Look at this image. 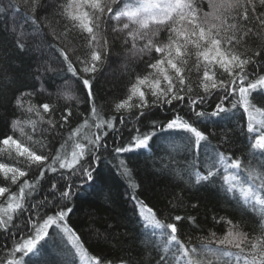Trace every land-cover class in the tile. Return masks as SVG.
<instances>
[{"label": "snow or ice", "instance_id": "snow-or-ice-1", "mask_svg": "<svg viewBox=\"0 0 264 264\" xmlns=\"http://www.w3.org/2000/svg\"><path fill=\"white\" fill-rule=\"evenodd\" d=\"M204 4L206 9L202 6ZM50 7L52 5L48 0H20L19 3L9 0L7 5L17 14L23 13L19 27L14 16L12 27L5 31L12 37L17 58L29 56L34 64V67L32 64L28 66L29 75L34 82L39 81L40 86L33 91L18 90L20 94L15 98V108L22 116L27 115L13 119L11 128L13 133L19 132L20 135L0 138V153L9 156L14 153L17 162L24 166L0 162V174L4 181L18 185V191H12L10 186H0V197L4 198V203H0V230L13 236L16 232L20 233V239L9 251L8 258L0 260V264H49L47 243L50 229L56 230L57 236L66 235L69 238L80 264H117L103 254L89 255L81 244L80 236L67 225L66 220L73 211L68 206L74 195V185L69 177L82 175L92 181L93 173L98 172L93 164L98 165L100 161L97 153L101 148L107 149L105 137L110 131H118L115 117L103 118L93 92L94 74L108 57L109 31L113 40L119 39L122 45L128 47L132 56L150 57V62L146 64L151 71L137 75L127 98L115 104L116 112H131L135 108L138 110L134 114L135 119L140 121L141 117L148 118L146 110L153 107L167 105L174 110L173 102L176 101L186 103L197 118L196 121L186 118L181 115V109L174 111L166 123L158 124L152 120L148 131L136 127L135 135L128 143L114 147L116 158L121 153L148 149L158 132L179 136L186 147L193 146L198 152L208 142V134L197 126L201 118L209 115L219 117L221 114L228 117L239 107L247 120L246 131L241 129L246 140L245 149L249 150L245 159L242 160L227 147L224 151L216 148L213 153H206L202 161L197 158L183 170L167 165L161 169L180 179L186 177L185 183L192 187L217 184L225 199L234 200L245 215L250 211L260 218L258 230L255 221L249 224L242 217L240 223L235 224L220 217L217 223L226 222L228 231L223 237L212 233L208 243L203 244L199 251L190 247L189 242L178 234L183 228V221L195 223L196 218L175 215L160 219L154 208L137 196L140 185L133 169L126 161L119 160L117 171L132 189L130 199L144 229L143 235L146 238L159 235L163 252H172V259L158 254L157 264H173V261L175 264H264V75L260 74L264 71V52L257 50L245 55L240 51L250 36L264 38V0H64L58 3L54 15L64 21L62 30L57 31L51 24L45 26L50 27L54 38L60 41L57 51L67 71L86 90L90 113L82 124L69 131L66 138L61 137L60 147L54 154L49 149L51 141L47 134L55 132L59 136L58 127L65 128L73 112L71 107H66L57 119L56 113L60 110L56 101L33 103V98L38 95L51 97L52 93L45 88V77L48 73L58 74L51 64L42 60L46 38L41 25L48 18L38 13L47 12ZM5 11L6 8L0 6V13ZM26 24L31 31L25 29ZM74 30L76 36L84 41L83 45L73 46L70 35ZM162 32L167 33L166 37H161ZM36 36L40 40L34 46L30 45L29 39L35 40ZM33 52L39 55L32 56ZM193 58L194 62L190 65ZM216 66L223 70L220 77L214 70ZM193 68L197 72L202 71L198 83L202 94L195 96L192 95V84L186 83ZM224 73L228 79L221 78ZM31 87L35 89V83ZM221 92L223 94L219 95V102L212 111H197L199 105ZM61 98L66 102L75 99L69 92L58 93L57 100ZM225 101L230 103V108L225 106ZM119 122L125 123L123 115ZM26 128H30L31 132H26ZM85 128H94L95 131L84 132ZM36 134L38 138L34 139ZM222 143L231 144L232 140L226 137ZM89 158L91 163H88ZM33 168L39 173L36 179L21 181ZM46 172L69 180L67 186L59 191V197L54 181L50 184L48 195L40 196V180ZM174 199V206H183L179 196ZM191 207L195 209L198 205L193 203ZM25 212L30 215L21 227L16 220ZM242 226L249 227L250 232H244ZM257 232L259 234H255ZM213 241L217 245L215 248L210 246ZM17 254H20L19 258ZM119 264H133V260L131 257L121 258Z\"/></svg>", "mask_w": 264, "mask_h": 264}, {"label": "trees", "instance_id": "trees-1", "mask_svg": "<svg viewBox=\"0 0 264 264\" xmlns=\"http://www.w3.org/2000/svg\"><path fill=\"white\" fill-rule=\"evenodd\" d=\"M16 2L19 3L20 0H16ZM48 2L52 7L47 12L38 13L41 17L48 18L41 25L43 36L46 38L42 60L51 64L58 74L48 73L45 77V88L52 93L51 97L38 95L33 98V103L56 101L60 110L56 113L57 119L66 107H71L73 112L65 128L59 129L57 126L60 132L59 136H56L55 132L47 134L51 141L49 149L54 154L55 150L60 147L61 137L66 138L69 131L82 124L83 120L88 117L90 104L86 90L79 80L67 71V66L62 62V57L57 51L60 41L54 38L50 27L45 26L51 24L57 31L62 30L64 21L56 17L54 13L56 12V5L64 2V0H48ZM8 3L9 0H0V6L6 8L5 12L0 13V138L5 135H14V137L20 135L19 132L13 133L11 128L13 119L24 118L27 115L23 114L22 116L15 108V98L20 94L18 90L33 91L39 89L40 86V82H34L29 75L28 66L32 64L29 56L17 58V50L13 45L12 37L9 32L5 31L6 28L12 27L14 16L18 22L16 25L18 28L19 23H22L23 15L22 12L17 14L15 10L7 8ZM202 6L206 9V4ZM24 27L31 31L29 25L26 24ZM166 35V32L161 33L162 38ZM70 38L73 39V46L84 44V41L76 36L75 30ZM39 40L40 37L36 36L35 40L29 39V44L34 46L35 42ZM108 40L110 43L108 57L99 71L94 74L93 92L95 102L101 109L103 118L115 117L118 131H110L105 137L104 142L107 144V149L101 148L97 153L100 155V161L98 165L93 164L94 167L98 168V172L93 173L92 181L87 180L82 175L69 177L74 185V195L68 202V206L72 207L73 211L68 214L66 220L67 225L80 236L83 248L88 251L89 255L103 254L109 260L116 261L117 264L121 258L128 257L132 258L133 264H157L159 255H167L169 259H172L171 251L167 254L163 252L162 238L159 235L148 238L143 235L144 229L138 219L134 203L130 199L132 189L117 171L116 166L120 159L126 161L128 167L133 169L135 179L140 185L136 193L137 196L150 207H153L160 219L175 215L194 216L196 218L195 223L183 221V228L178 233L181 239L189 242L190 247H195L198 251L201 250L202 245L208 243L212 233H215L217 237H223L229 226L224 221L217 223L220 217L232 220L235 224H239L243 217L249 224L255 221L259 230V216L250 211L245 215V212L234 200L225 199L223 192L218 190L217 184L192 187L185 183L186 177L180 179L168 171H161L165 165L172 169L183 170L187 164L194 163L197 158L202 161L206 153H213V149L216 148L224 151L227 147L230 152H235L242 160L245 159L249 150L245 149L246 140L241 134V129L246 131L247 125L242 108L238 107L229 113L228 117L221 114L219 117L209 115L201 118V122L197 126L208 134V142L198 152L193 146L186 147L179 136L167 132H158L150 142L148 149L121 153L119 158H116L113 151L114 147L128 143L132 135H135L136 127H140L141 131H148L151 129L152 120L158 124L166 123L174 115V111H181V109H183L181 115H185L186 118L192 121H196L197 118L186 103L179 104L176 101L173 102L174 110H170L167 105L161 108L153 107L146 110L148 118L141 117L140 121L135 119L134 114L138 113L135 108L131 112L123 110L116 112L115 104L127 98L128 90L135 82L137 75H145L151 71L146 64V62H150V57L148 55L143 57L132 56L128 47L122 45L119 39L113 40V34L110 31L108 32ZM257 50L264 52V38L257 35L250 36L240 48V51L244 52L245 55H251ZM36 55L39 54L32 53V56ZM155 56L156 54L153 53L152 57L155 58ZM193 62L194 58L190 60V65ZM32 66L34 67V64ZM77 67L79 70L78 65ZM214 70L220 77L223 70L219 66H216ZM260 74L264 75V71H261ZM201 76L202 71L197 72L193 68L189 74V79L186 80V83L192 84L193 96L202 94L198 87ZM221 78L228 79L227 74L224 73ZM33 83H35V89L31 87ZM63 92H69L75 99L67 102L62 98L57 100V94ZM222 94V92L214 94L206 103L199 105L197 111L201 109L206 113L212 111L215 104L219 102V95ZM225 106L231 107L228 101H225ZM122 115L125 120L124 124L119 122ZM90 123H92L91 120ZM39 127H47V125H40ZM25 131L31 132V129L26 128ZM90 131H95V129H84V132ZM54 136L55 139H53ZM226 137L231 138V144L222 143ZM35 138H38V134L34 135ZM0 162L8 163L10 166L24 167L23 164L17 162L14 153L12 156L7 153H0ZM88 163H91L90 158ZM38 174V170L33 168L29 171L28 177L21 178V181L23 179L34 181ZM69 180L61 178L58 174L46 172L44 178L40 180L42 189L40 196L48 195L50 184L54 181L58 188L56 195L59 197V191L67 186ZM0 186H10L12 191H18V185H10V182H5L2 174H0ZM176 196L182 199L183 206H174L176 204L174 197ZM0 203H4V198L0 197ZM193 203L197 204L198 207L193 209L191 207ZM29 215L28 212L23 213L16 220V223L23 227ZM165 222L170 221L166 220ZM242 230L250 232V228L247 226H242ZM11 231L16 232L15 229ZM27 231L28 229L25 228L24 232L27 233ZM55 231L50 229L51 235L47 243L49 264H80L79 256L69 242V238L66 235L57 236ZM19 239V232L13 236L9 232L0 230V260L8 258L9 251ZM210 246L215 248L217 245L213 241ZM232 251L236 250L232 249ZM19 255L17 254V258Z\"/></svg>", "mask_w": 264, "mask_h": 264}]
</instances>
